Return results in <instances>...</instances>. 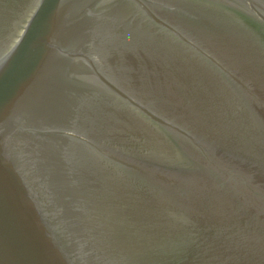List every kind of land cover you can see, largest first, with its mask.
<instances>
[{
	"label": "water",
	"instance_id": "1",
	"mask_svg": "<svg viewBox=\"0 0 264 264\" xmlns=\"http://www.w3.org/2000/svg\"><path fill=\"white\" fill-rule=\"evenodd\" d=\"M0 264H264V0H0Z\"/></svg>",
	"mask_w": 264,
	"mask_h": 264
}]
</instances>
